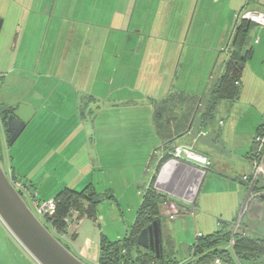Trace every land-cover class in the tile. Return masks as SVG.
Listing matches in <instances>:
<instances>
[{
    "label": "rangeland",
    "instance_id": "obj_1",
    "mask_svg": "<svg viewBox=\"0 0 264 264\" xmlns=\"http://www.w3.org/2000/svg\"><path fill=\"white\" fill-rule=\"evenodd\" d=\"M9 2V0H0V15L6 14L5 10ZM12 2V12L4 30L0 33V107L26 104L36 109L38 114L20 138L10 146L7 145V128L2 118L3 114H0L1 163L30 208L40 219L50 214L44 212L45 214L42 215L38 212V209L42 210L41 205L45 202H40V198L36 196L31 198L30 195L36 194V191L43 196L51 189L55 197L66 190L88 191L101 201L95 218L87 215L79 218L78 212L70 210L67 218L68 231L59 236L76 257L86 264H95V255L96 252L99 253L103 236L111 242H116L132 230L146 188L144 182H136V180L143 175L145 166L141 162L142 153L148 146L136 147L131 133H128L131 131L130 128L125 142L115 135L119 130L126 132L127 126L129 127L127 124L131 123V119L136 118L131 109L121 108L100 112L94 109L93 113L85 115L79 111L78 119L71 111L76 105L73 97L78 94L77 92L71 91L69 98L59 100L62 95L55 93L63 86L31 87L29 79L37 80V78L28 73L33 71L40 47L36 45L35 38H32L30 32L24 39L22 37L17 41L18 6L15 0ZM242 10L246 13L254 10L264 13V0H207L205 6L198 12L196 39L199 41V46L195 53L184 54V56L188 57L186 68H188V62L192 64L190 72L194 79V88L201 93L208 88L206 95L204 94L206 99L207 97L211 99L210 92L215 81L226 72L233 30L236 23L240 21L239 14ZM250 36L252 42L248 49L251 50V57L243 71L240 99L235 102L220 101L215 116L208 126L211 129V135L207 138L198 137L199 143L195 147L189 145L194 149L193 151L207 155L211 160V166L196 161L189 163L180 160L181 163L194 166L203 173L206 172L198 187L199 191L197 190L193 197V199L197 198V205L194 206L195 214L191 215V224L194 229L192 227L188 230L191 236L181 235L180 229L176 230L179 225L176 222L181 220L179 217L177 221L172 220L175 222L170 220L174 223L172 225L175 229V232L171 234L172 242L176 256L181 259L188 256L189 244L196 235L195 231L201 230L202 224L207 226L205 234H213L219 226L221 228L222 224L219 221L223 220L231 224L234 219L240 220L242 205L248 199L249 188L241 186L236 180L252 171V165L246 158V154L250 144L253 145L252 140L258 128L264 123V24L257 23L252 28ZM45 50L44 47L43 53L46 58ZM182 63H184L183 60ZM22 74L25 75V80ZM131 87L133 90H130V93L135 97L145 96L146 92L142 86ZM133 103L129 104L130 107L135 106ZM182 103L188 105L190 102ZM206 103L207 101H204L202 105L205 106ZM198 134L195 135L198 136ZM187 140L182 141L181 144L186 143ZM206 140L210 142L203 148V142ZM36 144H42L36 154L37 157L41 155L38 160L50 154L59 156L56 162L49 166L44 164L40 168L35 167L37 169L32 166L31 171L27 173L28 179L24 174L17 175L18 179L30 184L31 190H28L13 175V167H16L14 158L20 146L28 147V153H30ZM123 152L127 153L121 154ZM31 164L34 165L32 159L28 160L25 168H29ZM43 169L44 171L36 172ZM177 170L179 167L174 169V174ZM153 174L154 172L149 174L150 180ZM158 191L167 194L162 187H159ZM166 191L173 193V190ZM178 198L183 199V196ZM243 198L244 201L241 203ZM111 199L118 206L112 207L111 204L114 202ZM193 199H190L191 203ZM169 201L170 199H167L168 203ZM239 203H241L240 208ZM51 209L55 210L56 206ZM245 217H243L242 228L247 234L256 239L264 238V217L261 221L247 220ZM195 225H197L196 229ZM231 227L235 226L231 224L229 228ZM10 240H15L16 244L21 246L0 219V264H30L15 253L13 250L15 247L13 248ZM5 247L7 251H4ZM21 248L24 254L38 264L22 246ZM85 248L89 252L82 254L89 257L84 259L79 255ZM242 262L243 264H262L261 259L256 262L245 260Z\"/></svg>",
    "mask_w": 264,
    "mask_h": 264
},
{
    "label": "crops",
    "instance_id": "obj_2",
    "mask_svg": "<svg viewBox=\"0 0 264 264\" xmlns=\"http://www.w3.org/2000/svg\"><path fill=\"white\" fill-rule=\"evenodd\" d=\"M9 1L5 10L6 14L0 15L3 20L1 31L4 30L6 21L12 12L13 2L12 0ZM206 2L207 0H15L18 6L16 11L17 41L22 37L24 39L30 32L32 38H35L36 45L40 47L33 71L28 73L37 78V80L29 79L31 87L39 85L46 88L55 85L63 86L62 89H57L55 93L62 95L59 100L69 98L72 94L71 91L77 92L78 94L73 97L76 105L71 110L75 116L78 115L79 111L85 115L93 113L94 109L100 112L121 108L131 109L132 113L136 115V118L131 119V123L127 124L129 127L127 126L126 132L119 130L115 135H118L120 140L125 142L130 128L131 131L128 133H131L134 139L133 144L138 148L148 146L146 151L142 153L141 162L145 166L143 175L136 182H144V186L147 188L156 178L159 187H162L163 190H173V193L168 192L166 194L167 196L170 195L168 196L169 203L166 200L161 207L162 215L166 217V221L162 225L165 245L166 240H172L171 234L175 232L172 225L174 223H171L170 220L177 221L178 217L181 220L176 222L179 223L176 230L180 229L181 235L191 236L188 230L193 227L191 215L195 214L194 206L197 205V198L193 199V197L196 195L206 172L203 173L194 166L179 162L193 169L189 171L190 173L177 171L174 174V169L177 167L181 169V167L178 163H173L163 176V173L159 176L162 169L158 171L159 161L165 155L167 148L171 151L174 147L184 146L193 151L194 149L189 145L195 147L199 143L198 137L207 138L211 135V129L208 126L212 121L205 123L203 116L209 102L213 99L216 84L224 75L222 73L215 81L210 92L211 99L209 97L206 99L205 95L208 88H205L203 93L197 91L194 88V79L190 72L192 64L188 62V68L185 66L188 57L184 54L195 53L199 46V41L196 39V23L198 12L200 8L205 6ZM244 13L264 15L263 12L257 10L247 13L242 10L239 16L242 18ZM48 38L49 42H47ZM251 42L252 39L249 38V43ZM44 47L46 48V58L43 53ZM22 75L25 80V75ZM135 85L142 86L146 92L145 96L135 97L134 94L130 93V90H133L131 86ZM242 87L241 81V93ZM81 97L82 99L79 101ZM185 101L190 103L183 105L182 102ZM204 101H207L205 106L202 105ZM132 102L135 104L134 107L129 105ZM195 107L197 109L193 113ZM37 114L38 111L36 110ZM200 116L201 119H199ZM179 119L184 122L181 121L180 123ZM177 127H181L179 131L184 132V134L168 141L169 134ZM255 136L256 134L253 140L257 137ZM153 139L154 142L152 143ZM186 139H188L186 143L181 144ZM209 142V140L203 142V148ZM41 146L42 144H36L30 153H28V147H24V145L17 149L14 158L16 167H13V174L16 178L17 175L24 174L28 179L27 173L31 171L32 166L40 168L41 165L48 164L47 166H49V164L56 162L59 155L50 154V156L38 160L41 155L37 157L36 154ZM253 151L251 143L246 154L250 164ZM201 155L209 158L205 154ZM30 159L34 160V165L31 164L29 168H25ZM99 163L102 164L101 160ZM41 171L44 169L36 172ZM199 171L202 172V175ZM151 172L154 174L150 180L149 174ZM248 174H244L236 181L241 186H246L240 180ZM187 175L191 178L190 182L185 185L184 181ZM148 179L150 180L149 183ZM19 180L17 178V181ZM19 183L31 190L29 189L30 184H26L25 181L20 180ZM22 192L24 193V191ZM35 193L30 195L31 198L36 196L40 198V202L51 201L55 198L51 189L46 191L43 196L38 191ZM175 193H178V196L182 195L183 199L178 198ZM190 199L194 200L193 203L190 202ZM243 201L244 198L241 203ZM241 203H239V208ZM190 204H192L191 207ZM245 204L244 202L242 205L241 217L247 214ZM111 205L114 207L116 203ZM176 205H179L182 211L179 216L173 219L171 212ZM247 219L249 220V218ZM241 220L243 221V218ZM238 221L239 219H234L231 223L232 226H236ZM219 223L222 224L221 228L219 226L215 232L224 227L229 229V225H231L223 220ZM206 228L207 226L202 224L201 230L195 231L196 235L189 244V254L185 259L176 256L173 242L171 243V250L179 261L182 263L190 261V250L196 237L210 235L204 233ZM10 243L13 248L15 247L13 250L20 258H24L27 263L36 264L27 254H24L25 252H22L21 246L16 244L15 240H10ZM7 250L5 247L4 251ZM88 252L85 248L80 251L79 256L84 259L88 258L89 256L82 254ZM98 254L96 252L95 264H98Z\"/></svg>",
    "mask_w": 264,
    "mask_h": 264
},
{
    "label": "trees",
    "instance_id": "obj_3",
    "mask_svg": "<svg viewBox=\"0 0 264 264\" xmlns=\"http://www.w3.org/2000/svg\"><path fill=\"white\" fill-rule=\"evenodd\" d=\"M255 25L256 23L244 18H240V21L236 23L227 69L216 84L213 99L206 108L203 116L205 123L214 118L220 101L235 102L240 99L243 71L246 62L251 57V50L248 49L250 33ZM16 107H7L5 111L0 112L1 115L3 114L2 118L6 128L7 118L5 114L8 110H14ZM196 109V107L193 108L192 112L194 113ZM179 121L181 123L182 119H179ZM180 128L177 127V131H171L167 140L171 141L174 137L183 135L184 132L179 131ZM263 128L264 123L258 128L256 136L262 132ZM255 140L256 138L253 140V149ZM7 145H11L8 132ZM174 148L171 151L167 148L165 155L159 161L158 171L164 164L173 159L172 152ZM155 179H153L142 195L141 205L132 230L124 238L116 242H111L106 237H102L99 246L98 264H212L216 259H221L226 264H243L242 260L256 262L261 259V263L264 264V254L261 252L264 248V238H253L243 228L235 235L233 248H229V241L233 234L232 227L229 229L224 227L210 235L197 236L190 250L191 259L187 263H182L176 258L171 250L172 240H166L165 245L163 236L162 244L164 245L160 256H157L155 252L141 248L137 243L140 232L155 221L162 228L163 223L166 221V217L162 215L161 207L168 199V196L154 188ZM13 180L16 181L17 178L16 180L13 178ZM240 182L243 183V180L241 179ZM111 201L115 203L114 200L111 199ZM54 202L56 206L54 213L52 215H44L41 220L61 242L60 234H66L68 231L69 223L67 218L70 210L73 209L78 212L80 214L79 218L84 215L95 218L101 205V201L88 191H62L54 198Z\"/></svg>",
    "mask_w": 264,
    "mask_h": 264
},
{
    "label": "water",
    "instance_id": "obj_4",
    "mask_svg": "<svg viewBox=\"0 0 264 264\" xmlns=\"http://www.w3.org/2000/svg\"><path fill=\"white\" fill-rule=\"evenodd\" d=\"M2 23L3 20L0 19V31ZM6 108L1 106L0 112L5 111ZM35 115L36 110L33 107L20 104L7 116V132L11 145L19 139ZM173 161L172 159L163 165L160 175ZM154 187L159 189L158 180H156ZM164 193H168V191L164 190ZM249 199L250 193L245 204V211H247L245 218L261 221L264 217V197L252 201ZM0 219L38 264H86L76 257L33 212L8 176L1 161ZM137 243L141 248L151 250L160 256L163 249L161 225L155 221L144 228L138 235ZM261 252L264 254V248Z\"/></svg>",
    "mask_w": 264,
    "mask_h": 264
},
{
    "label": "built area",
    "instance_id": "obj_5",
    "mask_svg": "<svg viewBox=\"0 0 264 264\" xmlns=\"http://www.w3.org/2000/svg\"><path fill=\"white\" fill-rule=\"evenodd\" d=\"M260 16H264V15L247 13V15L246 14L242 15V18L251 20L256 23L264 24V22H261L256 19L257 17ZM172 155H173V160L177 162H180L181 160L189 163H195L194 161H196L200 164L211 166V161L206 156L192 151L189 147L178 146L174 148ZM251 165H252L251 173L245 175L242 178L243 183L249 188L250 201L264 197V128L262 132L256 137ZM190 178L191 177L187 175L184 181L185 185L187 184V182H190ZM53 206H55L54 200L47 201L41 205L42 210L38 209L39 210L38 212L42 215H44L46 212L52 215L54 213V209H51V207ZM181 211L182 209L179 205L174 206L171 212L172 218L175 219L177 216H179V214H181ZM242 218L243 215L236 224V226L233 228L232 238L229 241V248L234 247L235 235L242 230V225H241ZM212 264H226V263L221 259H216Z\"/></svg>",
    "mask_w": 264,
    "mask_h": 264
},
{
    "label": "bare ground",
    "instance_id": "obj_6",
    "mask_svg": "<svg viewBox=\"0 0 264 264\" xmlns=\"http://www.w3.org/2000/svg\"><path fill=\"white\" fill-rule=\"evenodd\" d=\"M257 20H259V21H261V22H264V16H260V17H257L256 18ZM173 163H178L179 164V166L181 167V169H179V170H177V171H179V172H189L190 170H192L193 168H190V167H187V166H184V165H182L181 163H179V162H177V161H173V162H171L169 165H167V167L165 168V170H164V172H166L167 171V169H168V167H170V165H172ZM200 172V174L202 175V172L201 171H199ZM190 173V172H189ZM164 175V173L162 174V176ZM162 176H161V178H162ZM161 178H160V180H161ZM175 178H177L176 177V175H175ZM160 180H159V182H160Z\"/></svg>",
    "mask_w": 264,
    "mask_h": 264
},
{
    "label": "flooded vegetation",
    "instance_id": "obj_7",
    "mask_svg": "<svg viewBox=\"0 0 264 264\" xmlns=\"http://www.w3.org/2000/svg\"><path fill=\"white\" fill-rule=\"evenodd\" d=\"M7 110H8V109H7ZM14 110H15V109H14ZM14 110H11V111L8 110V111L6 112V114H5L6 118H7V116H8L10 113H12ZM247 220H248V219H247ZM249 220H251V219L249 218ZM150 251H151V250H150Z\"/></svg>",
    "mask_w": 264,
    "mask_h": 264
}]
</instances>
